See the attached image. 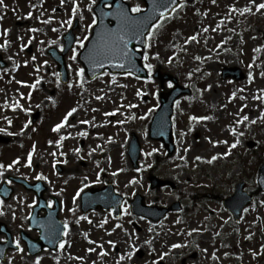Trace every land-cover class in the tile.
<instances>
[{
    "label": "rangeland",
    "instance_id": "1",
    "mask_svg": "<svg viewBox=\"0 0 264 264\" xmlns=\"http://www.w3.org/2000/svg\"><path fill=\"white\" fill-rule=\"evenodd\" d=\"M39 1L0 5V55L7 59L0 69V185L10 177L42 181L47 203L60 202L67 235L63 249L30 255L19 232L38 238L39 231L29 227L38 199L12 181L14 194L1 199L0 222L8 224L23 251L11 250L0 264H36L37 257L40 264H264V193L239 220L223 205L238 182L249 191L257 188L264 163V9L256 8L264 0H181L148 35L143 64L152 68L145 66V79L110 71L94 79L86 74L79 52L92 35L99 0H44L38 7ZM128 1L131 8L145 7L144 0ZM75 21L63 83L49 51H62ZM9 24L17 27L12 33ZM225 68H240L242 79L223 78ZM174 80L191 93L176 101L175 151L169 154L162 141L150 137V124ZM57 124L63 125L59 131ZM134 136L141 145L137 169L128 156ZM152 175L167 184L151 188ZM108 183L126 198L141 194L146 205L180 202L188 210L171 211L159 222L133 215L128 201L119 218L103 207L83 213V192Z\"/></svg>",
    "mask_w": 264,
    "mask_h": 264
},
{
    "label": "water",
    "instance_id": "2",
    "mask_svg": "<svg viewBox=\"0 0 264 264\" xmlns=\"http://www.w3.org/2000/svg\"><path fill=\"white\" fill-rule=\"evenodd\" d=\"M111 0H103L95 8L98 23L94 28V32L90 40L88 41L85 48L80 52V59L84 63L86 70L90 77H94L102 73L105 69H109L112 72H133L139 77H147L148 73L146 68L141 64L142 54L136 50V46H140L142 49L146 46V35L150 31L152 25L160 19L163 15L169 14L174 7L179 3V0H155L157 5H165V7H159L158 10H154L153 0H145L147 8L145 11L140 13H131L129 6L123 0H116L114 2L113 8L107 10L104 8V3ZM121 9L128 10L130 16L136 17L142 21L139 27V32L142 35H136L132 37L127 45L128 51L130 53L129 59H121L120 57H110L108 59H103L102 57H96L94 55V50L97 49L100 43V35L107 29H116L120 23V19L117 15L118 11ZM112 12L111 16H103L102 13ZM145 17H150V19L145 20ZM67 45L64 49L63 54L58 55L53 51L56 60L59 63V67L62 73V78L64 81L67 80V71L64 63L65 53L72 47L74 36L69 34L66 36ZM103 64L102 67L98 66L97 61ZM123 66H120V65ZM224 76L226 74H231L234 78H241V72L239 69L226 70L223 72ZM183 93H189V89L183 88L181 86H176L167 95H162L161 105L158 108L156 114L153 117L151 124V136L153 138L162 139L167 145L169 152L172 153L174 150V145L171 142V130L172 121L171 115L173 113V105L175 100ZM129 154L135 167H137V161L140 156V146L136 138L133 139ZM152 186L163 185L164 183L158 180L156 177L151 178ZM258 184L261 190L264 191V164L259 169ZM34 187L35 186H31ZM244 183L241 182L236 187V192L230 198L225 199V206L233 212L236 219L243 208L252 201V196L243 190ZM9 192H11L9 190ZM94 192V191H93ZM38 196L41 199V205L35 208V211L31 217L32 226L37 227L41 230V234L38 240H33L27 235L23 238L28 243L29 252L35 255L43 250L45 246L56 248L58 243L63 239L64 225L61 224L57 218L58 207L54 210L49 211L46 217H39L38 210L44 205V201L41 197V190L37 189ZM89 192L88 194H90ZM96 201L85 200L83 204L84 211L90 208H96L98 205H103L106 208L112 207L116 216L120 215V206L122 204L123 198L114 192L113 186L108 185L105 189L96 191ZM87 194V195H88ZM86 195V196H87ZM8 197V195H7ZM132 211L138 215L147 216L157 221L165 216L168 209H160L158 207L145 206L143 204V197L137 195L132 203ZM10 248H17L13 244L10 235H8V240L6 243H0V259H6V253Z\"/></svg>",
    "mask_w": 264,
    "mask_h": 264
},
{
    "label": "snow or ice",
    "instance_id": "3",
    "mask_svg": "<svg viewBox=\"0 0 264 264\" xmlns=\"http://www.w3.org/2000/svg\"><path fill=\"white\" fill-rule=\"evenodd\" d=\"M0 2H2V0H0ZM103 2V0H102ZM175 2V0H173V3ZM215 2V0H214ZM63 3V0H62ZM96 0H92V4H95ZM153 5H154V10H158L159 7H165V10H167L165 5H157L155 3V0H153ZM257 10L259 11L260 9H264V3H260L258 5H256ZM89 9L91 10V5H89ZM130 11L132 13H140L142 11L141 6L139 4L135 5L134 7H132L130 9ZM245 12H250L251 9L250 8H245L244 9ZM29 15H31V13H29ZM103 16H111L113 15L112 12H106V13H102ZM119 19H120V23L118 25V27L116 29H105L104 32L100 35V43L99 46L97 47V49L94 50V55L96 57H102L103 59H108L110 57H120L121 59H129L130 58V53L128 51L127 45L129 40L136 36V35H142V33L139 32V27L142 24V21L139 20L136 17L130 16L128 14V10L126 9H121L120 11H118L117 13ZM145 20L150 19V17H145ZM96 21L95 19L93 20V24H95ZM87 38V37H86ZM83 46V45H81ZM72 59H75V56L72 57ZM145 60L148 59L147 56L144 57ZM98 66L102 67L103 64L99 62V60L97 61ZM120 66H123L122 64ZM149 70H151L152 65L146 64L145 65ZM79 73L81 75V77H83L84 74V69L81 68L79 69ZM113 82H115V80H113ZM210 87V86H209ZM99 99V97H98ZM76 109H72L71 112L68 113V115L70 116L72 114V112H75ZM192 119H207V117H192ZM248 117L245 116L244 120H247ZM67 120V117H65V122ZM9 123H11V121H9ZM85 123H87V121H85ZM62 124H57L55 127L56 131H59L60 128L62 127ZM233 132H235V129H233ZM239 143V140L236 141V144ZM236 144H233L232 147H235ZM196 159H201V157H196ZM213 159H215V157H213ZM18 161H14L13 163H16ZM31 154L28 157V163L29 165L31 164ZM4 165L0 164V168H3ZM9 168L12 167L11 164L8 165ZM40 179H46V177L40 176ZM134 182V181H133ZM9 184L12 183L11 180L8 181ZM77 195H79V193H77ZM3 201L0 200V204H2ZM74 211V210H73ZM245 211H247V209H245ZM81 219H84V217H81ZM68 225L65 224L64 228L67 229ZM64 235H67V231L64 232ZM17 248L20 251H23V249L19 248L20 245V241L17 240L16 242ZM111 243V242H110ZM64 243H60L59 247L61 249L64 248ZM181 245H173V247H180ZM89 251H92V249H89ZM123 258V257H122ZM36 264H40V258L37 257L36 259Z\"/></svg>",
    "mask_w": 264,
    "mask_h": 264
},
{
    "label": "flooded vegetation",
    "instance_id": "4",
    "mask_svg": "<svg viewBox=\"0 0 264 264\" xmlns=\"http://www.w3.org/2000/svg\"><path fill=\"white\" fill-rule=\"evenodd\" d=\"M33 1H34V0H30V3H33ZM45 2H46V1H44V0H43V2L39 1V4L37 3V6L40 7V6L43 5ZM33 4H34V3H33ZM33 4H32V5H33ZM13 10H14V9H13ZM13 10H12V11L9 10V11H10L9 13L11 14L12 12L15 11V10H14V11H13ZM14 15H16V14H14ZM9 16H10V15H9ZM20 22H21V21H17V23H20ZM9 25H11V24H9ZM10 28H11V29H10ZM10 28H8V32H9V33H12V32H13V29H15V30L17 29V27H14V26H12V25L10 26ZM18 30H19V29H18ZM6 224H7V223H6ZM6 224L3 223V222H0V233H8V232L13 233L12 230L8 227V224H7V225H6ZM23 232H24V231L21 230L19 233H23ZM184 262H185V260L183 261V263H184Z\"/></svg>",
    "mask_w": 264,
    "mask_h": 264
}]
</instances>
